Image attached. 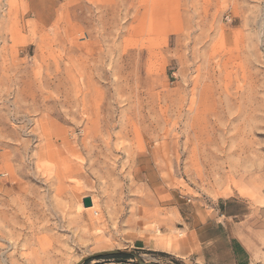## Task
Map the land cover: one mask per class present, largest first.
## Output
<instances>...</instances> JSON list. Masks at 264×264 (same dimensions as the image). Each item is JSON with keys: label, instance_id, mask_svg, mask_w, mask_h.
I'll use <instances>...</instances> for the list:
<instances>
[{"label": "rangeland", "instance_id": "rangeland-1", "mask_svg": "<svg viewBox=\"0 0 264 264\" xmlns=\"http://www.w3.org/2000/svg\"><path fill=\"white\" fill-rule=\"evenodd\" d=\"M217 220L263 229L264 0H0V264Z\"/></svg>", "mask_w": 264, "mask_h": 264}, {"label": "crops", "instance_id": "crops-1", "mask_svg": "<svg viewBox=\"0 0 264 264\" xmlns=\"http://www.w3.org/2000/svg\"><path fill=\"white\" fill-rule=\"evenodd\" d=\"M263 204V200L260 202ZM182 234L176 240L160 237L163 247L160 248L157 242L150 237L135 239V249L151 252H160L179 259L181 262L191 264H264V222L263 229L256 236L253 249L247 248L245 244L237 238L230 228L217 220L206 223L199 227H192L190 223H185L178 228ZM98 257L92 259L89 264H139L132 259H117ZM151 262V260H144Z\"/></svg>", "mask_w": 264, "mask_h": 264}, {"label": "water", "instance_id": "water-1", "mask_svg": "<svg viewBox=\"0 0 264 264\" xmlns=\"http://www.w3.org/2000/svg\"><path fill=\"white\" fill-rule=\"evenodd\" d=\"M82 203H83L84 207L92 206V200H91V198L89 196L84 197L82 199ZM119 252H121V251H119V250H105V251L96 252V253L91 254L90 256L82 258L78 262V264H83L90 257L94 258L96 256H101V255H115V254H118ZM138 263L139 264H157V263H154V262H145V261H142V260H138Z\"/></svg>", "mask_w": 264, "mask_h": 264}, {"label": "trees", "instance_id": "trees-1", "mask_svg": "<svg viewBox=\"0 0 264 264\" xmlns=\"http://www.w3.org/2000/svg\"><path fill=\"white\" fill-rule=\"evenodd\" d=\"M98 257H103V256H98ZM98 257H95V258H98ZM108 258H117V259H132V254L131 253H127V252H119L118 254H115V255H110V256H106ZM94 259V258H92ZM90 259V260H92ZM83 264H89L87 262H84Z\"/></svg>", "mask_w": 264, "mask_h": 264}, {"label": "bare ground", "instance_id": "bare-ground-1", "mask_svg": "<svg viewBox=\"0 0 264 264\" xmlns=\"http://www.w3.org/2000/svg\"><path fill=\"white\" fill-rule=\"evenodd\" d=\"M7 174V173H6ZM4 226V225H3Z\"/></svg>", "mask_w": 264, "mask_h": 264}]
</instances>
